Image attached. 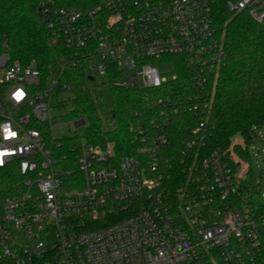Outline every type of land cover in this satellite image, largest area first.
<instances>
[{
    "label": "built area",
    "instance_id": "obj_1",
    "mask_svg": "<svg viewBox=\"0 0 264 264\" xmlns=\"http://www.w3.org/2000/svg\"><path fill=\"white\" fill-rule=\"evenodd\" d=\"M61 2L34 0L52 53L43 69L11 60L0 32V147L13 153L0 156V172L16 174L0 190V264H264V201L254 197L257 183H245L253 177L247 145L237 135L227 148L206 144L207 83L224 57L213 12L222 5L264 24V0ZM161 63L172 64L170 78ZM181 70L186 85L174 89ZM96 79L141 91L135 154L83 140L58 152L51 98L62 107L61 93L74 101L76 83L91 93ZM176 115L188 138L180 181L167 191L166 130ZM85 124L76 117L69 126ZM5 127L16 136L4 140Z\"/></svg>",
    "mask_w": 264,
    "mask_h": 264
},
{
    "label": "trees",
    "instance_id": "obj_2",
    "mask_svg": "<svg viewBox=\"0 0 264 264\" xmlns=\"http://www.w3.org/2000/svg\"><path fill=\"white\" fill-rule=\"evenodd\" d=\"M63 5H76L75 0H61ZM213 24L220 39L223 60L217 74L207 83L212 99L209 149L227 148L238 135L246 145L252 142L256 131L264 126V24L252 20L245 12L232 14L219 5L213 12ZM0 32L9 39L7 50L11 60L27 64L35 60L43 69L51 60V50L35 11L34 0H0ZM184 70L171 82L172 88L182 87ZM77 97L73 101V115L83 117L86 124L73 135L60 138L58 152L73 151L80 141L103 144L110 141L117 157L135 154L141 146L136 128L140 118L136 109H143L141 91L126 87H109L112 127L106 128L97 113L91 93L83 91L76 83ZM184 115L171 119L166 130L169 137L168 156L172 168L164 180L167 191H172L180 181L178 163L180 151L188 138V124ZM143 124V123H142ZM164 126V125H162ZM246 157V153L238 149ZM249 176L251 172L248 173ZM11 170L0 172V190L6 189L16 179Z\"/></svg>",
    "mask_w": 264,
    "mask_h": 264
},
{
    "label": "rangeland",
    "instance_id": "obj_3",
    "mask_svg": "<svg viewBox=\"0 0 264 264\" xmlns=\"http://www.w3.org/2000/svg\"><path fill=\"white\" fill-rule=\"evenodd\" d=\"M158 68L161 76L166 78H170L174 73L173 66L169 63H161L158 65ZM93 85H96V88L95 90H93L94 88H91V95L94 98L97 113L100 116L102 124L110 129L113 125L108 116L112 108L110 93L107 88L101 85L100 79H96L95 84L93 83ZM69 98L70 94L68 92L60 94L59 99L65 100L63 101L64 105L62 107H58L57 98H51L52 125L50 133L54 139L68 137L74 133L70 128L69 123L74 122L77 116L73 115V101ZM247 148L249 153L248 161L253 177L247 178L245 183H257L258 195L254 194V197L257 198L258 201H264V126H262L257 132V137L252 142L248 143Z\"/></svg>",
    "mask_w": 264,
    "mask_h": 264
},
{
    "label": "snow or ice",
    "instance_id": "obj_4",
    "mask_svg": "<svg viewBox=\"0 0 264 264\" xmlns=\"http://www.w3.org/2000/svg\"><path fill=\"white\" fill-rule=\"evenodd\" d=\"M22 95V93H21ZM4 140H10L11 138H14L16 136V133L11 131L9 128H4ZM13 154L12 152L8 151L7 147H0V156H7Z\"/></svg>",
    "mask_w": 264,
    "mask_h": 264
}]
</instances>
